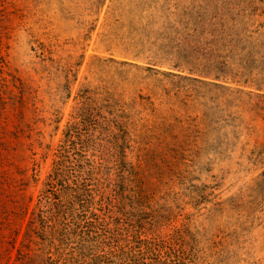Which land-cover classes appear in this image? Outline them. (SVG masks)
Returning <instances> with one entry per match:
<instances>
[{"label": "rangeland", "instance_id": "1", "mask_svg": "<svg viewBox=\"0 0 264 264\" xmlns=\"http://www.w3.org/2000/svg\"><path fill=\"white\" fill-rule=\"evenodd\" d=\"M0 139L54 264H264V0H0Z\"/></svg>", "mask_w": 264, "mask_h": 264}, {"label": "trees", "instance_id": "2", "mask_svg": "<svg viewBox=\"0 0 264 264\" xmlns=\"http://www.w3.org/2000/svg\"><path fill=\"white\" fill-rule=\"evenodd\" d=\"M3 141L0 139V144ZM0 183H2L0 179ZM38 214L32 212L31 219L28 222L21 243L17 245L16 237L10 235V239L0 233V264H54L55 259L52 253V242L43 244L37 237L41 236L37 226ZM45 238V237H43ZM16 253L12 259V252Z\"/></svg>", "mask_w": 264, "mask_h": 264}]
</instances>
